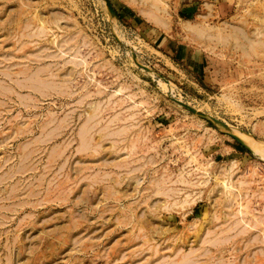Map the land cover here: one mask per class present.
I'll return each mask as SVG.
<instances>
[{"label": "rangeland", "instance_id": "374dc122", "mask_svg": "<svg viewBox=\"0 0 264 264\" xmlns=\"http://www.w3.org/2000/svg\"><path fill=\"white\" fill-rule=\"evenodd\" d=\"M159 1L0 0V264H264V0Z\"/></svg>", "mask_w": 264, "mask_h": 264}, {"label": "bare ground", "instance_id": "6f19581e", "mask_svg": "<svg viewBox=\"0 0 264 264\" xmlns=\"http://www.w3.org/2000/svg\"><path fill=\"white\" fill-rule=\"evenodd\" d=\"M136 1V0H135ZM146 2H151L150 4V8L147 9L146 14L148 15V18L151 19L152 21H154L155 23H163V20L160 17V1L159 0H144ZM145 2V3H146ZM165 26V25H163ZM190 28V27H189ZM192 29V28H191ZM198 29V27L196 28V30ZM211 29V28H210ZM193 30V29H192ZM198 31H200V29H198ZM202 33L206 32V28L202 27L201 28ZM197 33V31H196ZM202 33H199L202 35ZM203 33V35H204ZM209 35V34H208ZM211 36V35H210ZM222 37V35L220 36ZM235 135H238V140L241 143L246 144L248 147H250L252 149V151L258 152V148L260 147L258 141H256L252 136H250L249 134H245V133H237V131L235 130Z\"/></svg>", "mask_w": 264, "mask_h": 264}]
</instances>
